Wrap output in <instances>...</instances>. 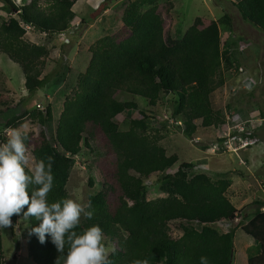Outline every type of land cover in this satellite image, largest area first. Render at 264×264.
I'll use <instances>...</instances> for the list:
<instances>
[{
	"label": "trees",
	"instance_id": "1",
	"mask_svg": "<svg viewBox=\"0 0 264 264\" xmlns=\"http://www.w3.org/2000/svg\"><path fill=\"white\" fill-rule=\"evenodd\" d=\"M17 11L0 23V54H5L23 71L25 90L31 96L44 87L43 75L49 49L25 38L27 27L47 35L64 33L66 23L76 16L73 6L78 0H51L52 10H44L39 0L16 5L13 0H1ZM157 0L132 2L125 18L139 25L125 38L104 35L89 48L91 54L85 71L77 76L76 87L65 97L63 109L53 134L49 127L54 119L52 105L33 111L23 110L0 123L8 129L29 115L39 126L37 142L32 150L35 163L53 159L54 187L48 194L50 203L69 198L66 186L82 152V143L93 142L100 131L106 146L115 156L111 179L104 178L102 190L88 196L94 216L83 219L77 229L98 224L104 233V243L114 244L109 252L111 264H200L206 256L210 264H233L235 230L220 233L213 225L234 221L237 209L228 196L231 178L227 173L214 180L205 172H195V166L182 162L173 173L165 174L157 191L164 196L148 198L145 179L164 173L179 161L177 154L168 155L160 144L161 137L150 131L146 105L155 107L162 96L174 95L172 117L182 125L183 133L193 137L198 124L204 128L218 127L225 122L221 111L212 103V94L225 84L223 71L234 67V55L222 40L217 20L204 27L190 26L182 38L165 33L155 10L140 13L144 6L155 8ZM242 19L264 32V0H232ZM125 97L117 99L114 92ZM137 98H142V106ZM1 97L0 115L13 107ZM125 110L136 112L129 127L121 130L117 115ZM54 137V144L50 142ZM5 130L0 131V143L6 142ZM95 149V147H94ZM93 186L92 179H89ZM117 191L115 203L111 195ZM26 210V206H25ZM259 214V212L257 213ZM13 215V223L19 217ZM264 216V213L261 214ZM30 231L27 247L34 264H63L64 254L46 237L41 244L32 233L39 225L27 218ZM195 223L200 229L184 231L179 237L171 233L173 222ZM248 250L252 260L261 249ZM67 246L65 247V253ZM256 254H254V253ZM0 264H6L0 234Z\"/></svg>",
	"mask_w": 264,
	"mask_h": 264
},
{
	"label": "rangeland",
	"instance_id": "2",
	"mask_svg": "<svg viewBox=\"0 0 264 264\" xmlns=\"http://www.w3.org/2000/svg\"><path fill=\"white\" fill-rule=\"evenodd\" d=\"M23 5L30 0H13ZM142 0H78L73 11L75 19L66 23L64 33L47 35L28 26L25 38L49 49L43 75L47 84L31 96L25 90L22 69L5 54H0V99L7 97L9 107L24 99V104L6 110L0 115V123L23 110L33 111L42 102L40 109L52 105L54 119L49 127L53 134L63 102L76 87L77 76L85 71L90 60L89 48L100 37L112 35L119 39L128 36L139 23L125 18V12L132 2ZM41 7L52 10L51 0H39ZM155 8L144 6L140 13L155 10L162 20L165 33L171 38H182L192 25L204 27L217 20L221 37L234 55V67L225 69V84L212 94V103L222 112L225 122L218 127L204 128L198 124L193 137H187L182 125L172 117L174 95L162 96L155 107L145 106L149 115L150 131L161 137L160 144L168 155L177 154L178 163L164 173L154 174L145 179L149 188L148 198L164 196L157 191L165 174L175 172L182 162L195 166V172H205L214 180L227 173L231 178L228 196L237 209L234 221L213 225L220 233L235 230V252L233 264H264V32L242 19L232 0H157ZM129 9V10H130ZM128 10V11H129ZM11 16L13 10L0 0V23ZM117 99L125 95L113 93ZM140 105L145 101L137 98ZM137 113L125 110L117 115L121 130L129 127L130 119ZM5 130L9 136L13 130L26 134L25 141L30 165L35 160L32 150L37 142L39 126L29 115L18 120ZM54 144V137L50 136ZM91 146L82 143V152L76 157V165L66 186L69 198L87 205L88 196L102 190L104 178L111 179L115 170V156L106 146L105 136L98 135ZM95 147V149H94ZM92 179L93 186H90ZM117 191L111 195L115 203ZM259 212V214H257ZM83 217L81 221H83ZM171 233L179 237L184 231L200 229L195 223L173 222ZM30 231L27 218L21 215L17 223L0 230L2 250L6 264H34L27 247L26 235ZM261 249L250 260L248 250ZM109 252L114 244L105 243Z\"/></svg>",
	"mask_w": 264,
	"mask_h": 264
},
{
	"label": "clouds",
	"instance_id": "3",
	"mask_svg": "<svg viewBox=\"0 0 264 264\" xmlns=\"http://www.w3.org/2000/svg\"><path fill=\"white\" fill-rule=\"evenodd\" d=\"M26 134L13 130L6 142L0 143V230L12 225L13 215L34 218L39 225L32 228L41 244L46 237L64 254L63 264H111L98 224L77 232L81 218L91 220V202L83 205L71 198L50 203L48 194L54 187L53 159L30 165ZM26 206V210H25ZM67 252L65 253V247ZM200 264H210L201 256Z\"/></svg>",
	"mask_w": 264,
	"mask_h": 264
},
{
	"label": "water",
	"instance_id": "4",
	"mask_svg": "<svg viewBox=\"0 0 264 264\" xmlns=\"http://www.w3.org/2000/svg\"><path fill=\"white\" fill-rule=\"evenodd\" d=\"M233 254H234V250L232 249L230 263L232 262V257H233Z\"/></svg>",
	"mask_w": 264,
	"mask_h": 264
},
{
	"label": "built area",
	"instance_id": "5",
	"mask_svg": "<svg viewBox=\"0 0 264 264\" xmlns=\"http://www.w3.org/2000/svg\"><path fill=\"white\" fill-rule=\"evenodd\" d=\"M41 104H42V102L38 103V107H39V108L41 107Z\"/></svg>",
	"mask_w": 264,
	"mask_h": 264
},
{
	"label": "crops",
	"instance_id": "6",
	"mask_svg": "<svg viewBox=\"0 0 264 264\" xmlns=\"http://www.w3.org/2000/svg\"><path fill=\"white\" fill-rule=\"evenodd\" d=\"M76 17V16H75ZM75 19V18H74Z\"/></svg>",
	"mask_w": 264,
	"mask_h": 264
}]
</instances>
